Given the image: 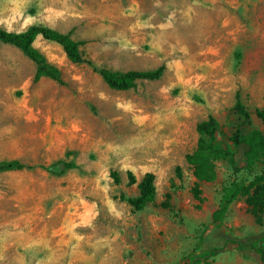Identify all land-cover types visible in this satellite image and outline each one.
<instances>
[{"label": "rangeland", "instance_id": "374dc122", "mask_svg": "<svg viewBox=\"0 0 264 264\" xmlns=\"http://www.w3.org/2000/svg\"><path fill=\"white\" fill-rule=\"evenodd\" d=\"M33 25L70 34L100 69L165 72L114 90L38 37L64 84L35 83L36 64L0 42V163L28 167L0 174V264H264V225L243 198L215 217L225 188L264 170V159L248 169V146L231 141L238 125L264 132V0H0V28ZM209 117L236 165L216 163L200 203L186 156ZM60 162L76 168L47 170ZM129 172L156 176V199L139 211L126 200L139 196Z\"/></svg>", "mask_w": 264, "mask_h": 264}, {"label": "trees", "instance_id": "16d2710c", "mask_svg": "<svg viewBox=\"0 0 264 264\" xmlns=\"http://www.w3.org/2000/svg\"><path fill=\"white\" fill-rule=\"evenodd\" d=\"M38 37L53 42L61 46L68 58L76 64H87L97 72L106 84L114 90L128 91L137 86L140 81L160 80L165 72V66H161L152 71L130 70L127 72L111 71L100 69L92 60L84 58L81 52L82 42L74 40L70 34H63L51 28L39 25H33L23 32H10L0 28V42L13 45L19 48L25 56L32 60L37 66V72L34 82H39L42 78L64 84L61 72L52 67L46 60V57L35 47V41ZM235 111L241 117L243 122L250 119V112L241 100L240 93L236 95ZM256 116L264 124V110H257ZM219 124L214 117L198 124L197 131L200 139L194 152L186 156V162L193 170L196 183L192 190L195 200L202 203L203 191L202 183L213 182L217 177L216 163L218 161H228L234 167L236 165L233 151L221 145L216 138ZM231 141L235 148L241 145H247L248 151L247 168L253 170L257 164L264 159V132L253 130L249 135H243L241 125L236 126ZM28 168L18 160L0 163V174L12 171H21ZM76 168L74 163L60 162L51 165L47 170L54 174H65L68 170ZM236 170H238L236 168ZM177 175L181 176V168H177ZM116 183H120L117 174L114 175ZM129 186L137 185L139 196L137 198L126 199L135 210H142L148 204L156 199V176L153 173H147L141 181L136 176L128 173ZM169 198V197H168ZM243 198L248 206V210L254 217L255 222L264 225V170L257 174L253 180L248 183L233 182L230 187L223 191L221 208L216 212V220H222L229 206L237 199ZM166 206V205H165ZM260 254L261 262L264 263V250L257 249Z\"/></svg>", "mask_w": 264, "mask_h": 264}]
</instances>
